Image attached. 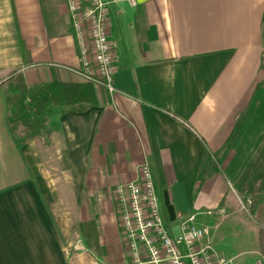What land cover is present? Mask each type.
I'll use <instances>...</instances> for the list:
<instances>
[{"label": "crops", "instance_id": "obj_1", "mask_svg": "<svg viewBox=\"0 0 264 264\" xmlns=\"http://www.w3.org/2000/svg\"><path fill=\"white\" fill-rule=\"evenodd\" d=\"M107 7L115 90L95 83L90 102L49 105L42 132L20 140L9 76L85 80L64 0H0V264H130L113 189L143 160L173 231L193 214L226 264H260L264 194L250 211L235 182L264 130V0ZM87 220L95 246L77 227Z\"/></svg>", "mask_w": 264, "mask_h": 264}, {"label": "built area", "instance_id": "obj_2", "mask_svg": "<svg viewBox=\"0 0 264 264\" xmlns=\"http://www.w3.org/2000/svg\"><path fill=\"white\" fill-rule=\"evenodd\" d=\"M116 0H64L75 36L77 72L107 91L115 87V43L108 35L107 6ZM117 224L130 264H226L211 244L208 228L193 223V214L177 223L165 220L149 163L135 167V177L113 189ZM264 264V261L260 262Z\"/></svg>", "mask_w": 264, "mask_h": 264}, {"label": "trees", "instance_id": "obj_3", "mask_svg": "<svg viewBox=\"0 0 264 264\" xmlns=\"http://www.w3.org/2000/svg\"><path fill=\"white\" fill-rule=\"evenodd\" d=\"M23 58H26V49L20 43ZM264 59V52H263ZM5 96L9 104L10 115L8 122L10 128L20 123L25 129V137L38 135L45 128V117L47 108L52 104H71L73 102L86 103L93 99V88L89 81L65 82L56 81L52 83L39 82L27 86L21 72L16 71L5 81ZM48 133V130H46ZM264 139V130L258 135L255 145L249 157L244 161L241 172L237 176L240 181L239 187L250 193L249 210L257 204L264 194V152L257 151L255 160L251 161L252 153L256 150L258 143ZM78 230L83 236L86 246H95V229L91 220L77 223ZM259 247L262 249L263 240L259 239Z\"/></svg>", "mask_w": 264, "mask_h": 264}, {"label": "rangeland", "instance_id": "obj_4", "mask_svg": "<svg viewBox=\"0 0 264 264\" xmlns=\"http://www.w3.org/2000/svg\"><path fill=\"white\" fill-rule=\"evenodd\" d=\"M264 26V25H263ZM263 51H264V32H263ZM264 71V70H263ZM263 80H264V77H263ZM25 130V129H24ZM262 149V151L264 152V139L263 140H261L259 143H258V146L256 147V150L254 151V153H252V156H251V161L253 162L254 160H255V158L256 157H258L257 156V151L258 150H261ZM239 184H240V181H238L237 180V182H235V187H238L239 186ZM157 189H159L158 187H157ZM238 191V193H239V195H240V198L241 197H244L243 196V193H246V191H244L243 189H239V190H237ZM247 192H249V191H247ZM250 195V194H249Z\"/></svg>", "mask_w": 264, "mask_h": 264}, {"label": "water", "instance_id": "obj_5", "mask_svg": "<svg viewBox=\"0 0 264 264\" xmlns=\"http://www.w3.org/2000/svg\"><path fill=\"white\" fill-rule=\"evenodd\" d=\"M163 205L166 211L168 212L169 216L171 217V215H173V207L171 203H169L166 194H163Z\"/></svg>", "mask_w": 264, "mask_h": 264}, {"label": "flooded vegetation", "instance_id": "obj_6", "mask_svg": "<svg viewBox=\"0 0 264 264\" xmlns=\"http://www.w3.org/2000/svg\"><path fill=\"white\" fill-rule=\"evenodd\" d=\"M164 206V205H163Z\"/></svg>", "mask_w": 264, "mask_h": 264}]
</instances>
